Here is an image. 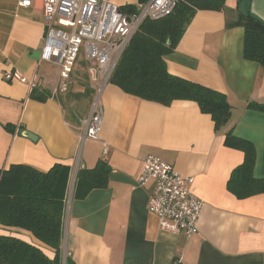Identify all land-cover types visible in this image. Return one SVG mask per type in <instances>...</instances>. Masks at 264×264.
Segmentation results:
<instances>
[{
	"label": "crops",
	"instance_id": "crops-1",
	"mask_svg": "<svg viewBox=\"0 0 264 264\" xmlns=\"http://www.w3.org/2000/svg\"><path fill=\"white\" fill-rule=\"evenodd\" d=\"M19 1L0 0V171L15 165L42 172L58 164L71 168L65 220L71 262L264 264V194L241 200L228 190L232 172L245 159L242 151L225 145L229 129L255 146V177L264 179V111L250 106H264V70L244 58L245 29L238 18V0H226L223 12H198L165 58L172 75L226 95L232 106L227 129L217 130L195 102L166 106L128 95L109 83L101 96L100 140L83 143V123L98 88H92L86 74L87 110L81 113L73 87L54 96L60 68L42 58L47 34L42 2L32 0L31 7L22 8ZM112 1L120 8L140 6L139 0ZM15 70L36 83L33 91L47 95L44 102L31 98L28 84L3 78ZM76 85L75 80L72 86ZM26 132L37 141L25 137ZM148 155L195 179L192 190L203 211L198 232L191 237L161 230L149 211L152 184H138ZM78 161L83 172L106 164V187L88 192L89 181H76L77 176L73 184ZM5 235L44 246L30 233L0 224V236Z\"/></svg>",
	"mask_w": 264,
	"mask_h": 264
},
{
	"label": "trees",
	"instance_id": "trees-1",
	"mask_svg": "<svg viewBox=\"0 0 264 264\" xmlns=\"http://www.w3.org/2000/svg\"><path fill=\"white\" fill-rule=\"evenodd\" d=\"M149 0H139L145 4ZM238 0V18L245 29L244 58L258 63L264 70V23L251 13V2ZM127 14L137 13L135 6L121 8ZM226 10V0H179L172 15L158 21H144L130 41L110 83L124 93L143 100L169 106L177 101L195 102L204 114L210 115L216 129L223 131L231 122L232 106L226 95L195 82L172 75L166 57L174 52L198 12ZM91 92L88 90V93ZM31 98L44 102L47 95L33 91ZM264 111V106L251 104ZM225 145L242 151L244 162L236 168L228 182V190L238 199L264 194V179L255 177V146L226 133ZM106 164L92 171L78 170L76 181L90 183L88 192L104 188L108 182ZM110 170H107L109 174ZM71 168L55 165L42 172L27 165H15L0 171V224L30 233L44 246L29 243L22 236H0V264H73L65 250L67 192ZM173 264H182L178 260Z\"/></svg>",
	"mask_w": 264,
	"mask_h": 264
},
{
	"label": "built area",
	"instance_id": "built-area-1",
	"mask_svg": "<svg viewBox=\"0 0 264 264\" xmlns=\"http://www.w3.org/2000/svg\"><path fill=\"white\" fill-rule=\"evenodd\" d=\"M47 34L43 46L44 61L55 62L60 68V81L54 96L68 93L73 85L77 61L84 47L88 75L98 84L89 117L84 120L82 143L100 140L103 124L101 96L130 41L140 25L172 15L179 0H149L127 14L112 0H41ZM19 6L29 8L32 0H20ZM3 78L9 82L28 84L30 92L36 87L19 71H8ZM106 147L107 144L104 143ZM106 154V151H104ZM79 170L73 171L72 183ZM195 179L181 176L176 168L157 156L148 155L142 165L138 184H152L149 211L159 220L160 229L174 235L191 237L198 232L203 203L192 187ZM73 187V185H72Z\"/></svg>",
	"mask_w": 264,
	"mask_h": 264
},
{
	"label": "rangeland",
	"instance_id": "rangeland-1",
	"mask_svg": "<svg viewBox=\"0 0 264 264\" xmlns=\"http://www.w3.org/2000/svg\"><path fill=\"white\" fill-rule=\"evenodd\" d=\"M74 75H73V85H75V80L77 81V85L76 86H72L73 89L71 91L72 95H75V100L77 102V107H78V111L81 113V111L85 112L87 109L86 107V100L87 98L85 96H87L85 93V87H84V83L86 80V74L88 75V68H87V61H86V52L84 47L81 50V53L79 55L78 61H77V66L75 68L74 71ZM87 72V73H86ZM89 78V76H88ZM90 81V79H89ZM90 83L93 85L92 88L96 89L98 88V84L95 82L90 81ZM75 87V88H74ZM97 90V89H96ZM99 90V89H98ZM80 93V94H77ZM98 93V91H97ZM84 95V96H81ZM96 96V95H95ZM67 112L69 111V109L66 110ZM67 257V254H66Z\"/></svg>",
	"mask_w": 264,
	"mask_h": 264
},
{
	"label": "water",
	"instance_id": "water-1",
	"mask_svg": "<svg viewBox=\"0 0 264 264\" xmlns=\"http://www.w3.org/2000/svg\"><path fill=\"white\" fill-rule=\"evenodd\" d=\"M251 13L264 23V0H252ZM24 136L32 141H37V137L30 132L24 133ZM65 250H66V246H65ZM63 264H66V251L64 255Z\"/></svg>",
	"mask_w": 264,
	"mask_h": 264
}]
</instances>
